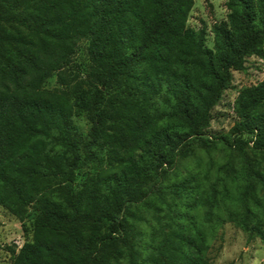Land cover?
<instances>
[{
  "label": "trees",
  "instance_id": "16d2710c",
  "mask_svg": "<svg viewBox=\"0 0 264 264\" xmlns=\"http://www.w3.org/2000/svg\"><path fill=\"white\" fill-rule=\"evenodd\" d=\"M192 5L0 0V207L22 228L35 210L9 264H210L224 223L264 243V78L205 137L232 72L264 60V0H224L210 48Z\"/></svg>",
  "mask_w": 264,
  "mask_h": 264
},
{
  "label": "rangeland",
  "instance_id": "374dc122",
  "mask_svg": "<svg viewBox=\"0 0 264 264\" xmlns=\"http://www.w3.org/2000/svg\"><path fill=\"white\" fill-rule=\"evenodd\" d=\"M224 0H193L192 8L187 16V26L198 29L201 24L206 26L205 45L212 46L209 28L214 22L225 19L226 10ZM86 42L79 41L72 63L76 64L80 77H83L87 64L85 54ZM230 87L224 91L218 104L211 111V121L205 131V137H217L227 133L234 122L231 110L233 99L241 88L251 86L264 78V60L250 57L244 63L240 72H232ZM46 90L59 88L55 81V75L49 77L43 84ZM80 135L86 134L85 120L81 115L74 118ZM211 157L219 158L216 150ZM203 161L207 159L201 154ZM191 163V162H189ZM192 164V163H191ZM93 172L90 168H81L76 180L79 181L87 173ZM35 214L34 206L28 209L27 218L24 220V228L6 210L0 207V264H9L11 261V250L16 251L24 241L29 240V222ZM25 229V230H24ZM207 257L210 264H264V243L258 238L248 239L246 234L230 223H224L209 243Z\"/></svg>",
  "mask_w": 264,
  "mask_h": 264
}]
</instances>
